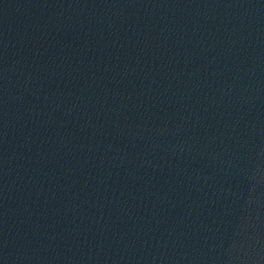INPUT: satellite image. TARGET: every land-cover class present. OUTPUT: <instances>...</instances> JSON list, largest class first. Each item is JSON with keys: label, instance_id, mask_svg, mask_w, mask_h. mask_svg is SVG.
<instances>
[{"label": "water", "instance_id": "obj_1", "mask_svg": "<svg viewBox=\"0 0 264 264\" xmlns=\"http://www.w3.org/2000/svg\"><path fill=\"white\" fill-rule=\"evenodd\" d=\"M0 264H264V0H0Z\"/></svg>", "mask_w": 264, "mask_h": 264}]
</instances>
